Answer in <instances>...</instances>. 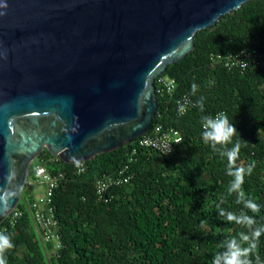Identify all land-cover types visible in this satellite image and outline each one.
Returning <instances> with one entry per match:
<instances>
[{
  "label": "trees",
  "instance_id": "obj_1",
  "mask_svg": "<svg viewBox=\"0 0 264 264\" xmlns=\"http://www.w3.org/2000/svg\"><path fill=\"white\" fill-rule=\"evenodd\" d=\"M241 50L264 52V0L250 1L198 32L193 51L166 68L163 74L175 79L177 88L170 96L155 92L158 108L152 125L176 128L183 142L168 156L138 149L129 163L130 180L112 187L107 202L98 198L94 184L128 163L134 143L84 162L80 174L43 150L39 161L52 174H65L53 193L60 248L47 260L52 246L37 239L27 213L13 225L8 216L0 220L13 244L3 252L8 264H210L225 239L239 240L240 232H250L218 215L217 206L239 214L242 204L234 202L235 192L227 193L232 178L225 175L226 159L200 139L197 107L177 112V100L185 94L194 103L202 95L204 114L223 112L234 124L241 140L233 167L255 162L241 187L245 198L260 207L256 213L244 211L257 225L264 224V70H229L209 59L211 53ZM231 140L235 143L237 137ZM32 173L29 168L28 178ZM20 198H26L24 191ZM18 208L23 209L21 203ZM256 255L264 260V234L248 253L249 259Z\"/></svg>",
  "mask_w": 264,
  "mask_h": 264
},
{
  "label": "water",
  "instance_id": "obj_2",
  "mask_svg": "<svg viewBox=\"0 0 264 264\" xmlns=\"http://www.w3.org/2000/svg\"><path fill=\"white\" fill-rule=\"evenodd\" d=\"M253 0H0V220L43 150L76 165L146 134L155 79Z\"/></svg>",
  "mask_w": 264,
  "mask_h": 264
},
{
  "label": "built area",
  "instance_id": "obj_3",
  "mask_svg": "<svg viewBox=\"0 0 264 264\" xmlns=\"http://www.w3.org/2000/svg\"><path fill=\"white\" fill-rule=\"evenodd\" d=\"M209 59L213 63L223 65L229 70L245 71L249 68H260L264 70V52L251 53L247 50H241L233 54L211 53ZM155 92L160 95H173L177 88V82L171 77H164L163 74L158 76L155 81ZM177 112L185 114L195 105L189 95H182L177 100ZM181 105L184 111L180 112ZM183 142V137L179 130L173 127H163L161 124L151 125L149 131L143 136L135 139L134 147L129 153V160L118 172L112 175H104L97 179L94 184L95 192L100 200L107 202L106 194L112 187H117L126 184L130 180L129 163L133 160V156L138 149H149L158 152L161 155L168 156L175 152L176 148ZM131 143V144H132ZM75 170L77 174L83 173L85 170L84 163L76 164ZM65 174L62 172L52 174L44 164L39 162L33 169L32 176L26 179L25 185L31 188L34 184L45 185V195L38 199L28 202L26 198H20L19 202L8 215V222L13 225L23 213H27L30 218L31 226L37 239L44 245H51L52 248L46 256L48 260L60 248L59 225L55 217L53 207V193L58 187V184L63 180ZM23 206L19 209L18 205ZM7 216V217H8ZM4 226L0 227V232H3Z\"/></svg>",
  "mask_w": 264,
  "mask_h": 264
},
{
  "label": "clouds",
  "instance_id": "obj_4",
  "mask_svg": "<svg viewBox=\"0 0 264 264\" xmlns=\"http://www.w3.org/2000/svg\"><path fill=\"white\" fill-rule=\"evenodd\" d=\"M190 91L192 94L197 92V85L195 83L190 85ZM203 101L204 97L202 95L195 101V106L201 113L199 116L201 126L200 139L214 153L226 159L225 175L232 178L228 182L227 193L231 194L235 192L236 198L234 202L242 204L239 214L226 211L224 208L217 206L218 215L223 216L227 221L250 229V232H240L239 240L235 236L225 239L221 245L222 250L212 256L210 264H264V260H261L259 255H256L254 259H249L248 256V253L256 248L258 238L261 234H264V224L257 225L255 217L248 215L244 211V209H248L256 213L260 206L252 199L245 198L241 187L244 183V176L251 174L255 162L249 163L246 167H233L238 157L241 139L236 132L234 124L229 122L223 112H217L214 115L204 114ZM184 110V107L181 105L180 112L182 113ZM233 135L237 137L235 143H232L231 140ZM229 143H232L231 147L226 146ZM200 223L204 224L205 222L202 220ZM240 241L247 242V246H242ZM12 247L13 244L10 236L5 232H0V264H8L7 257L3 252L5 249Z\"/></svg>",
  "mask_w": 264,
  "mask_h": 264
},
{
  "label": "rangeland",
  "instance_id": "obj_5",
  "mask_svg": "<svg viewBox=\"0 0 264 264\" xmlns=\"http://www.w3.org/2000/svg\"><path fill=\"white\" fill-rule=\"evenodd\" d=\"M164 77H169L167 74H163ZM39 158H37L30 166V169L33 170L35 165L38 164ZM32 174L29 176L31 177ZM24 191V195L26 196V200L28 202H31L32 200H38L40 198H42L45 195V185L43 184H34L31 186V188H25ZM22 201H20L21 203Z\"/></svg>",
  "mask_w": 264,
  "mask_h": 264
}]
</instances>
